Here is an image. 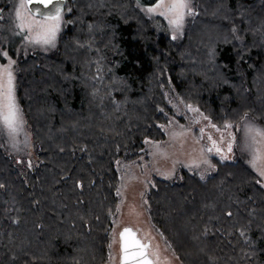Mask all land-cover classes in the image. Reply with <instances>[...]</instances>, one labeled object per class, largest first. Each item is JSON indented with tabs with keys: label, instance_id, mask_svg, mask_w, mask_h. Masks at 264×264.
I'll return each instance as SVG.
<instances>
[{
	"label": "trees",
	"instance_id": "1",
	"mask_svg": "<svg viewBox=\"0 0 264 264\" xmlns=\"http://www.w3.org/2000/svg\"><path fill=\"white\" fill-rule=\"evenodd\" d=\"M158 2L66 0L53 51L12 54L34 146L20 165L0 136V264H104L118 162L165 135L168 89L215 130L231 124L232 151L154 179L148 221L180 264H264V187L234 150L238 122L264 128V0H191L175 39L146 12Z\"/></svg>",
	"mask_w": 264,
	"mask_h": 264
},
{
	"label": "rangeland",
	"instance_id": "2",
	"mask_svg": "<svg viewBox=\"0 0 264 264\" xmlns=\"http://www.w3.org/2000/svg\"><path fill=\"white\" fill-rule=\"evenodd\" d=\"M15 1L10 7L0 12V52L6 51L8 53L7 57L0 56V65L3 66L8 65L9 58L16 61L12 55L14 51L20 50L26 54L35 50H41L50 53L55 48V46L31 42V37L35 35V32H29L27 29L21 30L18 27L20 20L16 17L15 13L20 8V4L22 2L25 3V0ZM186 2L190 5L193 12V3L191 0H186ZM171 3H173V0H163L164 6L158 8L156 12H146L155 19H161L163 17L171 29V35L176 36L190 15L187 14L186 9L182 10L185 12L183 24L177 29L174 24L170 23V20L176 18L175 13L168 11V6ZM155 6L156 4L146 7V9ZM20 10L26 20L32 18L27 8ZM160 12L165 14L160 15ZM34 18L40 19L39 16ZM63 26L64 23L61 20L56 38L63 30ZM15 66V63L12 64L10 71L13 74L15 98L19 107L15 89ZM167 92L171 110L168 114V121L163 124L165 135L157 140L146 139L144 147L141 151L139 150L135 158L131 160H120L118 162V169L121 173L118 187L119 210L113 215L110 229V242L104 264H114V260L117 259L120 253L118 234L121 227L128 223H132L144 237L150 239L151 251H158L159 253V264H180L168 254L166 245L148 221L145 206V192L150 185L154 184V179L158 177L169 180H180L183 170L201 174L211 172L215 169L211 156L225 155L227 157L229 154L228 144L232 141L231 130L229 128L222 131L215 130L207 119L202 118L199 120L197 108L189 103L182 102L174 89H168ZM20 114L23 121L20 129L14 135H9L6 129H0V136L16 163L27 165L30 162L34 145L29 136L30 130L26 125L21 109ZM250 125L264 129L249 116L245 120L243 119L238 122L234 150L235 156L246 158L249 165L252 166L253 151L257 147H264V144H253L245 131ZM213 141H215V145ZM247 145H252V147L249 148ZM217 147L221 150L219 153L216 151ZM210 149L211 151H209ZM261 165H264V161H261L258 167ZM259 178L261 180V177L258 175ZM110 245L111 247H109Z\"/></svg>",
	"mask_w": 264,
	"mask_h": 264
},
{
	"label": "snow or ice",
	"instance_id": "3",
	"mask_svg": "<svg viewBox=\"0 0 264 264\" xmlns=\"http://www.w3.org/2000/svg\"><path fill=\"white\" fill-rule=\"evenodd\" d=\"M64 0H27V4L21 3L20 8L16 10V17L20 20L18 27L21 30L27 29L29 32H35V35L31 37V42L39 43L43 45L55 46L56 34L59 31L60 22L62 20ZM163 0H159L155 7L146 9V11L152 13L156 12L158 8L163 7ZM27 8V11L31 14L30 19L25 18L20 9ZM186 9L187 14H193L190 5L186 0H173L168 6V11L176 14L174 20H170V23L174 24L179 29L184 20ZM160 15L165 13L160 12ZM39 16L40 19L34 17ZM176 37L173 36V39ZM0 56L7 57L6 51L0 52ZM15 61L9 58L8 65H0V129H6L9 135H14L23 123L21 119L20 109L16 103L13 74L10 71V67ZM207 119V117H205ZM213 128L216 125H212ZM225 129L232 127L231 124H225ZM219 131V129H217ZM203 131V129H201ZM246 134L250 137L253 144H264V129L257 128L255 126H248L246 128ZM231 135V134H230ZM223 138V137H222ZM259 138V139H257ZM234 139V137H233ZM215 145V141H213ZM251 148L252 145H247ZM211 151V149L209 150ZM219 153L221 150L216 148ZM232 151V143L228 144V152ZM221 159H227L222 156ZM264 161V147H257L253 151L251 165L257 171L261 180H257L258 184L264 187V165L258 167V164ZM31 167V164H29ZM2 187V185H0ZM230 216L231 213H228ZM244 233L242 232L241 235ZM121 239V264H153V260L149 259V256L156 258V264L159 262V253L149 252L148 243H142L141 240L136 238L135 233L131 228L125 227L120 232ZM111 247V245L109 246Z\"/></svg>",
	"mask_w": 264,
	"mask_h": 264
},
{
	"label": "water",
	"instance_id": "4",
	"mask_svg": "<svg viewBox=\"0 0 264 264\" xmlns=\"http://www.w3.org/2000/svg\"><path fill=\"white\" fill-rule=\"evenodd\" d=\"M65 2H66V0H64L63 9H64V6H65ZM25 4H27V0H25ZM125 227L131 228V229L133 230V232L135 233L137 239L141 240L142 243H148L149 246H150V239H144V238L138 233V230H137L136 226H134L132 223H128V224L123 225V226L121 227L120 231H119V234H120V232H121ZM119 234H118V237H119V250H120V254H119V255H120V258H119V264H121V255H122V253H121V239H120V235H119ZM147 251L150 252L149 248L147 249ZM149 259H150V260H153V264H156V261H155L154 257L149 256Z\"/></svg>",
	"mask_w": 264,
	"mask_h": 264
},
{
	"label": "flooded vegetation",
	"instance_id": "5",
	"mask_svg": "<svg viewBox=\"0 0 264 264\" xmlns=\"http://www.w3.org/2000/svg\"><path fill=\"white\" fill-rule=\"evenodd\" d=\"M137 230H138V233L140 234V231H139V229L137 228ZM144 239H147L146 237H144L142 234H140ZM150 244H151V241H150ZM149 250H150V252H152L151 251V249H150V246H149ZM120 252V251H119ZM120 254V253H119ZM119 258H120V255H118V257H117V259H115L114 260V264H119ZM156 260V259H155ZM158 264H159V262H158Z\"/></svg>",
	"mask_w": 264,
	"mask_h": 264
}]
</instances>
